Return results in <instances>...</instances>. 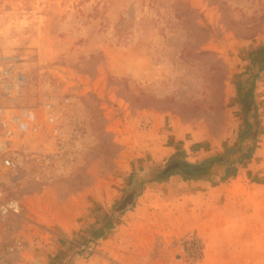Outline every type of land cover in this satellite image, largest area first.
<instances>
[{"label": "rangeland", "instance_id": "374dc122", "mask_svg": "<svg viewBox=\"0 0 264 264\" xmlns=\"http://www.w3.org/2000/svg\"><path fill=\"white\" fill-rule=\"evenodd\" d=\"M204 38L216 56L197 54ZM261 47L264 0H0V55L18 58L27 80L18 103L34 107L42 123L26 146L13 145L17 168L0 160L3 192L19 203L2 236L25 241L23 264H127L104 252L92 227L116 218L131 189L140 191L165 165L147 151L150 130L172 131L168 118L183 127L176 151L190 161L252 147L237 164L246 176L223 181L221 165L208 174L245 182L251 236L207 260L203 245L193 264H264ZM238 89L252 92L246 114ZM183 236L149 251L142 264H185L174 246Z\"/></svg>", "mask_w": 264, "mask_h": 264}, {"label": "crops", "instance_id": "0c3cea01", "mask_svg": "<svg viewBox=\"0 0 264 264\" xmlns=\"http://www.w3.org/2000/svg\"><path fill=\"white\" fill-rule=\"evenodd\" d=\"M101 88L98 87V91ZM159 118L166 122L168 117ZM154 119L153 123L157 120ZM169 122L175 125L172 131L150 130L153 146L149 148L154 149L147 153L160 160L180 149L182 146L177 147L178 143L181 145L185 139L183 127L176 119L168 118ZM239 173L240 168L235 177L246 176L245 169ZM223 181L213 182L208 176L185 179L179 174L159 181L148 177L133 197V205L117 212L116 218H110L111 227L104 228L98 239L102 240L104 252L119 262L142 264L143 256L149 251L159 252L160 245L186 233H194L204 245L207 260L211 251H229L230 242L237 246L239 237L245 243L244 238L251 236V197L241 193L245 182ZM235 183L240 184L238 189H235ZM101 226L102 223L92 228L100 230ZM174 246L179 248L178 244Z\"/></svg>", "mask_w": 264, "mask_h": 264}, {"label": "built area", "instance_id": "2783aa9c", "mask_svg": "<svg viewBox=\"0 0 264 264\" xmlns=\"http://www.w3.org/2000/svg\"><path fill=\"white\" fill-rule=\"evenodd\" d=\"M17 65L18 58L14 54L0 55V160L8 169H15L21 164V160L12 155L13 145L20 141L21 145L26 146V141L42 129L34 107L18 103L27 80ZM43 108L47 113V122L52 123L54 117L50 103H43ZM27 150L23 149V152ZM29 155L38 158L40 152L30 151ZM18 210V200L6 198L0 185V264H23L25 259V241L21 237L7 240L2 236L9 216ZM178 247L185 264L196 263L202 257L203 243L194 233L183 236L178 241Z\"/></svg>", "mask_w": 264, "mask_h": 264}, {"label": "trees", "instance_id": "16d2710c", "mask_svg": "<svg viewBox=\"0 0 264 264\" xmlns=\"http://www.w3.org/2000/svg\"><path fill=\"white\" fill-rule=\"evenodd\" d=\"M186 9L189 11H193V9L189 7L188 5H186ZM194 26L199 30H204V27L198 23H195ZM206 28L208 29L209 27H206ZM207 40H208L207 38H204L202 40V42L200 43L202 48L201 49L197 48V54L198 55L207 54V55L216 56L215 52H213L212 50L203 48ZM192 47L193 46L191 44L187 48V52H186L187 55L191 53ZM254 52L255 50H251L249 54H252ZM259 53L261 54V57H260L261 62L264 63V47H261L259 49ZM216 60L219 61L220 59L216 57ZM222 66L225 67L223 64ZM259 68L264 69V65H261ZM238 95H239V101L241 102V105H242V110L246 114L248 111L252 109L251 89H248L246 91H241L240 89H238ZM246 134L247 133L244 132V134L242 135L243 138L250 137V134L249 135H246ZM251 153H252V147L248 148L244 153H239L237 148L229 147L221 153H218L216 155H213V156H210V157H207L205 159L195 162V161H190L186 159L183 156V153L181 151H175L167 158L165 165L157 171L153 179L158 180V181L164 180L172 174H179L185 179L203 178V177L208 176V174L210 173V171L212 170L214 166L221 165L223 166L221 180H225L235 175L237 164H240L244 159L251 157ZM236 154H238L237 155L238 157L236 159H232V156H235ZM138 192L139 190L137 191L135 189H131L130 193L128 194L130 197L129 198L130 200L128 202L130 204L128 205L133 204V197L136 196ZM123 208L125 207H122L121 210ZM110 227H111V222L107 221L101 226L100 230H93L95 232L94 233L95 238L100 237L104 233V228L108 229Z\"/></svg>", "mask_w": 264, "mask_h": 264}, {"label": "water", "instance_id": "95a60500", "mask_svg": "<svg viewBox=\"0 0 264 264\" xmlns=\"http://www.w3.org/2000/svg\"><path fill=\"white\" fill-rule=\"evenodd\" d=\"M129 198H130V197L127 196L123 202H124V203H128V201L130 200Z\"/></svg>", "mask_w": 264, "mask_h": 264}]
</instances>
